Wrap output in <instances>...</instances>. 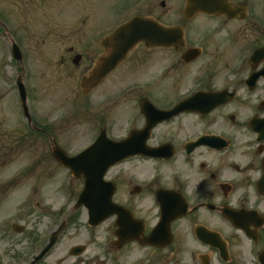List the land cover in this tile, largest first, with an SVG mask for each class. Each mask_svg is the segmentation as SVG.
<instances>
[{
    "label": "flooded vegetation",
    "instance_id": "af4514ba",
    "mask_svg": "<svg viewBox=\"0 0 264 264\" xmlns=\"http://www.w3.org/2000/svg\"><path fill=\"white\" fill-rule=\"evenodd\" d=\"M228 1L233 8L246 7L247 16L229 18L195 12L187 17L182 8L181 22L175 26L183 29L184 47L151 48L142 44L143 54L138 61L142 58L146 66L147 59L157 49L173 53L164 59L168 62L160 70L157 81H169V87L157 97L150 81L138 84L144 94L131 96L135 105L126 120L129 126L111 140L121 142L132 134L133 143L146 146L147 154L124 159L105 174V179L114 186L115 211L105 222L110 225V238L102 239L97 252L87 256V245H73L58 263L70 258L67 264H159V261L161 264H264V10L255 13L252 0ZM2 3L0 34L9 55L14 45L18 48L21 61L16 63L20 71L29 49L25 35L29 34L22 25L13 24L8 15L46 22L54 14L58 20L55 33L60 40H90L81 43L82 49L71 44L66 48L70 57V63L66 64L74 69L83 68L81 77L104 51L103 40L108 35L104 36L102 29L103 0H2ZM185 4L186 0L183 7ZM133 6L147 9V0L126 1L118 7L115 16L118 12L124 15ZM164 6L162 2L161 7ZM41 8L43 16H36ZM145 12L135 15L146 17ZM198 19L213 23L209 47L187 44L185 24ZM233 23H239L240 27ZM88 26H91L89 30ZM45 34L52 37V30ZM212 40L214 44L227 43L229 47L221 49L222 53L219 48L212 51ZM63 55H59L62 62ZM188 77L192 79L190 85L185 82ZM129 87L132 88L129 85L125 89ZM190 98H193L192 110L173 112ZM29 99L28 90L31 124H26V128L20 125L26 133L19 138L7 140L9 134H4L0 169L14 164L13 143L18 147L30 142L39 147L43 142L54 159L51 150L53 141L57 142L54 125L33 115ZM92 123L98 135L102 132L109 137L106 125L98 127ZM27 167L11 175L15 178L11 184L15 185L24 173L30 172ZM79 182L83 185L84 178ZM37 193H28V199L33 200L29 203L40 211L39 220L47 218L46 224L37 232L31 229L26 232L24 226L22 233L13 231L14 235L25 233L26 244L38 245L32 254L43 250L56 228L47 207L50 197L40 200ZM3 203L6 208L14 209L9 195L2 189L0 204ZM30 210L20 204L17 213L22 221L30 215ZM80 210L87 212L84 208ZM160 222H163L162 232L169 229L171 241H159L161 246L148 245L147 237ZM1 224L5 226L4 234L7 224ZM70 230L64 219L57 241L65 239ZM136 231L141 242L135 238ZM77 246L82 247V253L73 257L71 250ZM55 247L36 264H49ZM17 264H31V261Z\"/></svg>",
    "mask_w": 264,
    "mask_h": 264
},
{
    "label": "rangeland",
    "instance_id": "374dc122",
    "mask_svg": "<svg viewBox=\"0 0 264 264\" xmlns=\"http://www.w3.org/2000/svg\"><path fill=\"white\" fill-rule=\"evenodd\" d=\"M126 1L130 0H103L104 13L102 14L103 26H101L104 36L108 35L120 22L143 11H146V17L157 20L163 26H175L181 22L184 0H147V9L133 6L124 15L121 16L118 12V15L115 16L118 7L125 4ZM252 1L255 13L264 10V0ZM162 2L165 3L164 7H161ZM2 8L3 3L0 0V10ZM35 15L43 16L42 8ZM8 16L13 24L17 22L22 25L23 29L29 34L25 35L28 39L27 42H29V49L24 57L26 67L23 73H21L16 61L13 59L11 61V57L8 58L4 55L5 51L0 49V152L4 149V142H2L4 134H9L6 138L9 140L11 137L19 138L21 134L26 133L25 129L20 126L25 124L20 119L16 105V88L14 84L17 76L23 77L25 87L27 91L29 90L33 115L41 120H49L53 123L57 142L69 154L77 153L98 133L92 122L97 123L98 127L103 124L106 125L109 129L110 138L119 136L124 132L129 126V124H126L128 115L131 114L130 111L135 105L132 103L131 96L144 94L143 90L138 88V84L150 81L152 92L157 97L163 95L169 87V81L161 82L160 79L158 83L157 81L160 70L168 62L164 59L172 56L173 53L157 49L147 59L146 66V64H143L142 58L138 61L143 54L141 44L135 48L136 50L134 49L135 51L133 50L126 55L122 63L107 76L97 89L85 97L79 88L83 68L81 70L74 69L72 65L66 64L70 63L66 48L67 45L71 44L76 49H82L81 43L91 41L71 39L64 42L60 40L57 37L58 34L55 33L58 29V20L54 14H50L46 22H43V20L33 22L31 19L23 17ZM121 17L124 19H121ZM234 25L240 27L239 23H233ZM212 26L213 23L205 19H198L195 22L185 24L187 44L197 43L209 47ZM90 28L91 26H88V30ZM51 30L52 37L46 36L45 33ZM214 39L217 40V38ZM7 44L9 43L7 42ZM226 47H229L227 43L214 44L212 40V51L219 48V53H222L221 49ZM60 54H64L63 62L60 61ZM185 82L190 85L192 79L188 77ZM129 85L132 88L129 87L126 90L125 88ZM103 119H105V122H103ZM8 142L11 143V141ZM29 143L23 145L24 147L20 145L17 147V144L13 143L16 153L13 158L15 162L12 160L14 164L11 167L0 169V190H5L6 194L9 195L11 206L14 208L8 209L6 204H0V262L2 261L0 264H17L30 261L29 256L37 250V244H26L25 233L24 235H14L10 230L12 223L24 226L26 232L30 229L37 232V229L41 230L43 225L46 224L47 218L44 217L39 220L40 211L35 210L33 205L29 204L33 201L28 199L29 192H38L37 195L40 200L50 197L48 200L50 204L47 207L49 213L53 214L54 223L59 224L66 217L71 229L66 234L65 239L60 241L53 250L51 257L48 259L49 264H60L58 260L64 257L67 249L73 245H87L86 256L97 252L99 241L110 238V225L104 223L93 229L87 226L86 215L80 209L71 213L75 197L82 185L72 179L66 170L62 169L50 157L48 145L45 148L43 142L40 143L39 147L36 146V143ZM37 150L39 154H36ZM9 152L11 153L12 149ZM37 156H39V164ZM26 167L30 172L24 173L15 185L14 183L11 184L15 179L11 175L17 170H22V168L23 170L26 169ZM21 203L24 204L25 210L32 209L30 215L24 218V221L17 213ZM1 223L7 224L4 234L5 226ZM39 235L41 236L40 233ZM1 253L4 254V257ZM16 255H19L20 258L16 259ZM152 259H154L153 255ZM69 261L70 258H66L63 263L67 264ZM161 263L162 261H159V264Z\"/></svg>",
    "mask_w": 264,
    "mask_h": 264
},
{
    "label": "water",
    "instance_id": "95a60500",
    "mask_svg": "<svg viewBox=\"0 0 264 264\" xmlns=\"http://www.w3.org/2000/svg\"><path fill=\"white\" fill-rule=\"evenodd\" d=\"M207 8L209 7L207 6ZM172 31V29H166L153 21L137 18L119 27L105 40L104 54L100 57L87 76H84L81 79L80 88L84 92H88L97 86L100 80H102L108 72L114 69L125 57L128 51L139 42H144L153 46L169 43L172 41ZM15 54L16 50L14 55ZM19 89L22 92L23 86L19 85ZM113 145L114 144L107 141L105 137H99V139L88 150L74 158L67 157L57 146L53 147L54 157L61 165L70 169L76 178L84 175L85 187L79 197V204H89V222L93 225L101 222L113 212L111 190H108V188L103 185V190L100 189L101 192H99L100 195L98 197L96 196L98 195L96 189H99V186H102L99 184L102 174L105 172L106 168L112 164L114 161L113 158H116L117 153L115 150L114 152L110 151L112 154L110 157H108L109 154L107 153L108 150H111L110 146ZM121 153L128 152H124L121 149ZM89 190L90 192H88ZM94 194L100 199H96ZM94 200H97L96 203ZM97 204L102 205V208L99 209ZM103 206L105 207V210H103ZM151 239L155 241L156 237L153 238L152 236Z\"/></svg>",
    "mask_w": 264,
    "mask_h": 264
}]
</instances>
